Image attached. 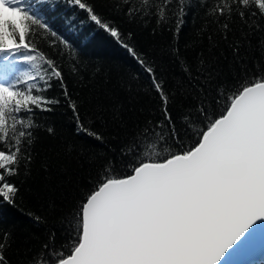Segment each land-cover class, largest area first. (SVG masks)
Segmentation results:
<instances>
[{
  "label": "snow or ice",
  "instance_id": "6c2138e0",
  "mask_svg": "<svg viewBox=\"0 0 264 264\" xmlns=\"http://www.w3.org/2000/svg\"><path fill=\"white\" fill-rule=\"evenodd\" d=\"M66 2L135 59L140 72L122 86L131 92V84L143 74L147 94L159 100V112L152 113L155 119L137 122L118 152L103 159L90 176L89 188L63 218L69 242L57 246L56 233H50L26 264H223L253 229L264 232V0H215L205 13L216 25L207 37L209 53L225 42L231 61L225 68L201 54L193 65L169 45L181 73L168 88L167 72L124 42L120 30L94 5ZM48 3L0 0V143L7 145L0 147V204L15 205L19 189L8 177L18 174L21 160H32L28 148L37 127L35 110L51 112L61 103L45 95L53 81L72 110L77 133L104 140L85 126L61 67L29 42L30 26L57 36L37 7ZM139 4L144 7L115 0L113 7L130 18L141 12L152 15L161 27L175 17L173 39H179L188 0ZM234 16L239 29L231 27ZM250 50L257 53L251 67ZM18 62L29 69L14 72ZM178 97L182 103L174 116L170 105ZM95 118L117 127L124 123L119 106L107 114L100 108ZM47 132L55 134L53 127ZM64 152L70 156L76 149L65 145ZM34 220L41 222L40 217ZM9 241L10 233L0 235V264H8Z\"/></svg>",
  "mask_w": 264,
  "mask_h": 264
},
{
  "label": "trees",
  "instance_id": "16d2710c",
  "mask_svg": "<svg viewBox=\"0 0 264 264\" xmlns=\"http://www.w3.org/2000/svg\"><path fill=\"white\" fill-rule=\"evenodd\" d=\"M88 2L107 22L120 30L124 42L134 46L149 63L154 60L158 71L163 69L167 72L166 88L173 80L179 81L181 73L180 66L170 55L172 48L169 45L177 47L181 59L193 65L201 54L225 68L232 59L231 50L225 42H220L209 53L207 37L216 25L210 23L211 17H206L205 13L215 0H188L178 40L173 39L175 17L161 27L156 24L154 16L144 15L143 12L130 18L121 7H113L115 0ZM202 2L206 6H201ZM131 3L144 7L139 0H131ZM37 7L57 36L30 26L29 42L46 59H54L61 67L67 89L77 102L85 126L101 133L104 140L101 142L87 134L77 133L72 110L62 95L59 83L53 81L52 88L45 95L50 99L57 98L61 103L52 106L54 110L51 112L35 110L33 119L37 127L33 129V143L28 148L32 160H21L18 174L8 177L19 189L15 205L0 204V235L10 233V247L5 251L8 264H26L40 252L52 232L56 233L57 246L69 242L67 226L61 227L63 218L89 188L90 176L94 175L103 159L118 152L137 122L142 123L146 118L155 119L152 113L159 112V100L147 94L143 74L131 84V92L122 86L133 81L140 72L139 65L120 43L88 22L83 11L68 5L66 0H49L48 4ZM175 8L173 5L172 11ZM231 27L239 29L238 17H233ZM129 33H132L131 39ZM229 35L231 39V33ZM255 40L253 37V44ZM256 55L254 51L248 52L249 67ZM28 69L29 65L23 62L14 65V72ZM137 84L143 87L138 88ZM181 103L178 97L170 105L174 116L180 111ZM114 106H119L123 115L124 123L120 127L111 120L105 122L95 118L100 108L107 114ZM48 127L54 128V135L47 132ZM65 145H73L76 152L66 155ZM0 147L6 149L7 145L0 143ZM34 217H40L41 222L36 223Z\"/></svg>",
  "mask_w": 264,
  "mask_h": 264
},
{
  "label": "water",
  "instance_id": "95a60500",
  "mask_svg": "<svg viewBox=\"0 0 264 264\" xmlns=\"http://www.w3.org/2000/svg\"><path fill=\"white\" fill-rule=\"evenodd\" d=\"M264 257V232L253 229L244 241L226 254L223 264H257Z\"/></svg>",
  "mask_w": 264,
  "mask_h": 264
},
{
  "label": "rangeland",
  "instance_id": "374dc122",
  "mask_svg": "<svg viewBox=\"0 0 264 264\" xmlns=\"http://www.w3.org/2000/svg\"><path fill=\"white\" fill-rule=\"evenodd\" d=\"M258 263H264V258H263V260H261L260 262H258Z\"/></svg>",
  "mask_w": 264,
  "mask_h": 264
}]
</instances>
